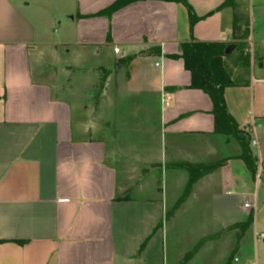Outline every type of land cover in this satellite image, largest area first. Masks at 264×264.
Segmentation results:
<instances>
[{"label": "crops", "instance_id": "1", "mask_svg": "<svg viewBox=\"0 0 264 264\" xmlns=\"http://www.w3.org/2000/svg\"><path fill=\"white\" fill-rule=\"evenodd\" d=\"M2 1L0 264H180L204 238L187 264H250L241 242L254 222L252 194L264 185V0H189L202 18L192 33L181 3L137 0L107 18L95 15L117 0H75L70 28L48 43L52 70L45 43L16 30L13 20L33 28ZM248 25L246 40L237 38ZM191 41H242L251 53L249 72L238 46L228 55L234 78H245L225 100L249 139L255 177L242 144L216 132L210 96L191 89L184 60L171 58ZM186 164L219 167L167 220L196 178ZM180 217L219 222L200 237L192 228V248H168Z\"/></svg>", "mask_w": 264, "mask_h": 264}, {"label": "trees", "instance_id": "2", "mask_svg": "<svg viewBox=\"0 0 264 264\" xmlns=\"http://www.w3.org/2000/svg\"><path fill=\"white\" fill-rule=\"evenodd\" d=\"M137 0H117L113 4H111L107 9L97 13L95 16H104L107 18H111L112 15L125 8L127 5L135 2ZM171 3H181L186 6L189 14V23H190V31L191 33L194 31L196 25L199 20L202 18L198 17L192 6L189 5V0H165ZM232 0H227L223 5L229 6ZM240 31L241 28L238 24L234 26V33ZM249 34V25L242 35L236 36L237 38L245 39ZM228 44L220 43V42H201V41H191L185 42L181 44V54L180 56H171L174 59L182 58L184 60L185 69L190 72L192 75V83L190 88L194 90H201L208 94L213 102V114L215 117V127L216 132L220 134H224L226 136L232 137L236 139L239 143L242 144L244 148V156L243 160L246 162L249 172L252 176H256L258 171V163L255 160L253 154L249 151L250 143L249 139L246 138L243 131L240 130V126H238L235 118L232 117L229 110L227 109L225 93L226 89L241 85L245 76L242 75L240 79H235L234 74H232L228 60L232 57H228L225 55V50L227 49ZM246 48V44L242 41L238 43V50L242 51L241 62H243V67H245L246 71L249 72L252 56L250 54H244ZM160 50L158 51V53ZM121 62V61H120ZM153 167H162V165H154ZM187 169L189 167L194 168V172L196 173V178H191L188 186L184 192V196L177 203V205L167 213V220L171 216H173L174 212L184 204L185 200L188 198L187 196L191 193L194 184L200 180V178L204 175L210 174L217 170L219 164H208V165H191L186 164ZM150 169V168H149ZM149 169H144L143 174H146ZM117 198V199H125ZM251 217L247 222L238 224V226H243L246 229L252 223ZM209 238H204L195 248L194 250L188 252L180 264H187L200 250L203 246L204 242ZM0 242H6L5 240H0ZM17 243L24 245L25 241H16Z\"/></svg>", "mask_w": 264, "mask_h": 264}, {"label": "rangeland", "instance_id": "3", "mask_svg": "<svg viewBox=\"0 0 264 264\" xmlns=\"http://www.w3.org/2000/svg\"><path fill=\"white\" fill-rule=\"evenodd\" d=\"M12 6L16 8L17 11L20 12V16L22 19L27 21L29 25H31L30 29L27 24L22 21L13 20L14 27L16 30L22 32L23 28L27 29L30 32H34L36 40L38 42H44L45 45L42 47L44 49V63L49 65L51 62V51L52 48L48 43H56L60 40L64 35L65 31L70 28L71 17L75 16L78 12L77 3L75 0H8ZM4 1L0 6V17L1 23L6 17V13L4 12ZM260 22H256V33L258 32V27ZM27 27V28H26ZM257 37V36H255ZM238 53V52H237ZM251 54V53H250ZM35 66L33 65V71ZM52 70V65L50 66ZM50 69L48 70L50 72ZM36 75V74H35ZM246 105V104H245ZM252 189L253 186L251 185ZM146 194L149 196L152 194V189L145 190ZM256 196V211L255 216L253 218L254 222L252 227H250L243 236L241 247L243 249V258L242 262H250V264H264V240H258L257 234L264 233V185H260L258 191H254L252 194ZM248 201L245 202L247 205H251L250 197L247 196ZM219 221L211 220L205 218L204 220H191L180 217L177 221H173V223L169 226V238H168V248L172 246L179 248L181 250H185L193 247V231L192 228L195 227L196 231H198V237L203 236L207 232L213 229V224H218ZM220 245V251H217V255L225 249V244ZM241 253L239 252L237 258H241ZM213 259H210V262ZM214 262V261H213Z\"/></svg>", "mask_w": 264, "mask_h": 264}, {"label": "built area", "instance_id": "4", "mask_svg": "<svg viewBox=\"0 0 264 264\" xmlns=\"http://www.w3.org/2000/svg\"><path fill=\"white\" fill-rule=\"evenodd\" d=\"M115 52L117 53V54H119L120 53V51L117 49V50H115ZM170 101H171V95L169 94V93H167V92H164V95H163V104H165L166 106H168L169 105V103H170ZM251 143H252V145L253 146H255V147H258L259 146V143H257V140H255V139H252V141H251ZM258 177H259V175H258ZM250 205H246V207L248 208ZM257 239L260 241V240H264V233H261V234H257Z\"/></svg>", "mask_w": 264, "mask_h": 264}, {"label": "water", "instance_id": "5", "mask_svg": "<svg viewBox=\"0 0 264 264\" xmlns=\"http://www.w3.org/2000/svg\"><path fill=\"white\" fill-rule=\"evenodd\" d=\"M237 46H238L237 44L232 43V45L228 46L227 49L225 50V55L227 56L231 55Z\"/></svg>", "mask_w": 264, "mask_h": 264}]
</instances>
